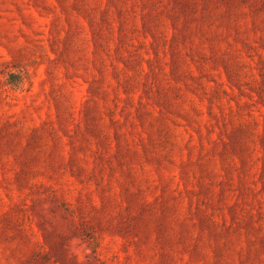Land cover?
Wrapping results in <instances>:
<instances>
[{"label":"rangeland","instance_id":"rangeland-1","mask_svg":"<svg viewBox=\"0 0 264 264\" xmlns=\"http://www.w3.org/2000/svg\"><path fill=\"white\" fill-rule=\"evenodd\" d=\"M0 264H264V0H0Z\"/></svg>","mask_w":264,"mask_h":264}]
</instances>
